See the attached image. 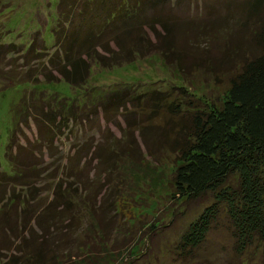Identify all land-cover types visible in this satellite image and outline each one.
Masks as SVG:
<instances>
[{"label":"trees","instance_id":"1","mask_svg":"<svg viewBox=\"0 0 264 264\" xmlns=\"http://www.w3.org/2000/svg\"><path fill=\"white\" fill-rule=\"evenodd\" d=\"M50 31L51 47L39 31L32 33L17 70L1 64L8 65L5 57L20 47L0 41V76L7 79L0 89L60 80L76 88L91 63L109 68L156 53L183 76L211 75L223 84L222 97L214 101L173 84L136 94L112 88L80 102L55 91H22L11 105L3 152L10 171L0 168L2 264H68L94 247L79 216L88 223L95 216L103 230L108 220L95 209L104 213L114 207L116 182L105 185L100 204L93 202L95 181L81 186L77 159L49 166L42 151L53 150L64 125L98 109L105 120L120 115L125 124L117 137L102 134L92 147H76V153L90 150L87 161L95 160L96 179L99 173L114 179V161L139 153L129 138L138 133L148 154L174 157L173 191L186 200L203 199L179 235L177 254L193 257L212 228L224 227L232 258H244L255 247L264 264V0H57ZM29 122L32 142L23 130ZM52 170L59 171L55 177ZM42 175L47 182L53 179L45 200L37 192Z\"/></svg>","mask_w":264,"mask_h":264},{"label":"rangeland","instance_id":"2","mask_svg":"<svg viewBox=\"0 0 264 264\" xmlns=\"http://www.w3.org/2000/svg\"><path fill=\"white\" fill-rule=\"evenodd\" d=\"M56 2L57 0H0V41L20 47V51L5 57L10 62L8 65L3 63L2 66L19 69L22 63L21 53L36 30L41 33L46 45L51 47L53 39L50 28L56 16ZM3 83H7V79L0 76V87ZM172 84L184 85L189 92L214 101L222 97L223 84L215 83L211 75L201 71L183 76L175 66L164 63L156 53L109 68L91 63L85 82L76 88L62 80L36 84L18 82L4 87L0 89V168L10 171L3 153L11 120L10 109L24 90L36 88L47 92L55 91L80 102L83 97L87 100L96 98L97 92L112 88L120 91L128 89L136 94L165 90ZM99 110L89 114L87 119L81 117L64 125L54 140L53 150L42 151L43 162L49 166L70 165L71 160L68 159H77L74 167L80 173L81 186L87 187L88 183L95 181L94 189L90 191L95 196L93 202L100 204L105 199L104 189L109 181L114 180L117 184L115 193H111L116 199L114 207L110 206L104 213L101 208L95 209L97 215L106 216H99L100 218L108 220L103 230L98 226L95 216H90V223L83 215L79 216L80 226L85 232L91 233L94 247L90 248L87 257L75 258L74 262L71 260L68 264H261L260 249L255 247L248 249L244 258H232V239L224 227L212 228L193 257H181L177 254L175 246L179 235L188 222L198 215L203 199L186 200L173 191L171 175L176 163L174 157L164 153L148 154L144 151V144L138 133L134 132L129 138L137 143L139 153L130 159H116L113 162L117 167L114 179L105 177L103 173H99L96 179L93 171L96 162L87 161L90 150L82 148L76 153V147L85 144L92 147L93 142L100 141L102 134L117 137L125 124L120 115H115L110 121L105 120ZM132 115L129 117H134ZM144 117L148 119L150 115L143 114L142 118ZM155 120L160 121V117ZM23 130L32 142L35 137L32 122H29L28 127H23ZM83 163L87 165L84 173ZM58 172L52 170V177ZM48 173L49 171L45 176ZM52 184L53 179L47 182L43 175L41 178L39 176L37 192L42 200L50 197ZM114 208L116 211H113ZM112 212L117 215H112Z\"/></svg>","mask_w":264,"mask_h":264}]
</instances>
